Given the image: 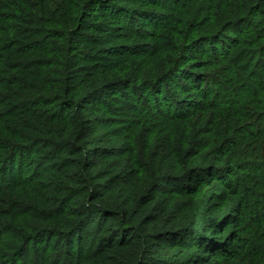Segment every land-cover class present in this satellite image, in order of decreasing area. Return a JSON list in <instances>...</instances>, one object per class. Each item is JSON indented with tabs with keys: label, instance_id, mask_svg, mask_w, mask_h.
I'll use <instances>...</instances> for the list:
<instances>
[{
	"label": "trees",
	"instance_id": "1",
	"mask_svg": "<svg viewBox=\"0 0 264 264\" xmlns=\"http://www.w3.org/2000/svg\"><path fill=\"white\" fill-rule=\"evenodd\" d=\"M0 264H264V0H0Z\"/></svg>",
	"mask_w": 264,
	"mask_h": 264
}]
</instances>
